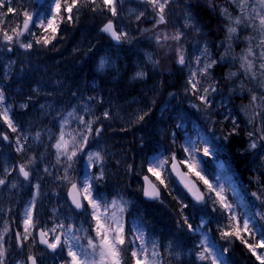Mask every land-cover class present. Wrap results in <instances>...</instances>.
Masks as SVG:
<instances>
[{
  "label": "rangeland",
  "instance_id": "obj_1",
  "mask_svg": "<svg viewBox=\"0 0 264 264\" xmlns=\"http://www.w3.org/2000/svg\"><path fill=\"white\" fill-rule=\"evenodd\" d=\"M195 1L197 7H200L202 10L207 9L211 14H217L222 18V8H227L233 16L237 14L235 7L229 0H211V6L209 0ZM51 3L52 0H45L40 5H36L35 0H12V6L14 4L16 5L15 7L18 8L24 6L37 17L47 16L51 9ZM174 3L178 5L176 0H174ZM121 7H123L121 16L111 17V19L114 20L118 29L127 31L126 26L122 23V21H125L130 27V31H127L130 37H136V34H138L137 31H143L146 29V25L144 27L137 26L136 24L138 21L134 19V13L143 10L145 5L140 4L139 0H124ZM170 7H174L173 4L170 5ZM145 16L150 20L149 31H147L149 36L145 35L146 43H142V40L139 41V39L133 41L131 38L130 41L122 44V49H119L120 47L111 46L96 59L94 66L95 72L104 77L108 76L114 85L117 87L119 86L121 91H125L124 93L122 92L123 94H127L125 96L126 100L117 102L114 108H107L106 104L104 102L101 103V100L97 98L95 94H88L85 92L77 95L75 94L71 99H67L66 102L60 103L61 100L55 99V96H62L63 89L59 84L63 83L50 79H45L42 83L38 82L39 84L33 83L21 93L16 92L15 103L11 101V97H7L5 94L6 102L11 107V112H14L13 120L23 134L21 137L22 142L23 139L26 138L27 143L24 145V152H17L15 138L18 134L11 133V131L7 129V126L0 121V134L6 133L9 136V140L5 141L2 135H0V176L4 175V168L11 169L20 163H26L27 160L32 157L36 158L31 167L32 174L30 180H24L22 176H19L18 171H14L11 175L6 177L9 183L3 188H0V230L3 229L5 221L8 222L11 229L5 237L9 238L11 235L14 237L17 231L23 232L24 209L33 200L35 201L34 218L40 227L51 228L55 223L63 221L66 225L74 223L77 228L83 226L84 229H89V225L94 223L90 221L86 213L77 214L70 207L68 200H66L69 186L60 178L64 174L65 162L63 160H61L60 163L56 162V150L52 146L55 140L49 139V136L55 137L58 134L61 117L66 116L73 108L80 112L84 103L90 104L96 116L102 117V113L107 110L111 117L110 119L101 118V120L98 121L103 131L100 133L99 137L90 138L86 148V151L90 150L94 152L99 150L104 155L103 167L105 170V177L102 182L95 184V191L102 194L105 200L108 201L118 199L119 197L128 201L129 207L125 213V220L127 222L126 227L128 229L135 226L143 228L139 220V211L137 210L139 207L138 201L140 198L142 199V185L139 187L134 181V177L138 173L137 168L139 167L134 154L137 147L134 144L138 143L132 142L135 135L130 134L129 130L132 126H136L138 131H151V137L155 139L164 135L165 122L163 120V115L167 109V105L173 101L177 95L174 92H169L165 97L160 94V89L158 87L159 75L156 70L158 64L153 65L149 63L148 56L151 55L153 60H159V63H167L169 58L171 61H175V58L172 52L165 54V52L156 45L155 41L151 38L153 36V32L151 31L153 27L151 12H146ZM167 18L168 25H161V28H165L170 32L177 28L181 31H191L183 30L178 26L174 13H169ZM15 19H17L16 16L9 14L5 18V25H14L16 23ZM21 21L22 17H20V22ZM226 23L227 22L223 18L224 28ZM130 25L135 28H131ZM181 25L184 26V23L181 22ZM34 30L37 32V35L40 34L38 28ZM250 36L255 37V39L251 40V43L254 51L259 53L260 48L257 47L259 43L258 33H254L251 29L240 27L237 35L233 36L231 41H227L225 39L226 31L224 32V46L220 56L216 57L211 55V58L217 60L218 64L228 65L230 67L224 71V79L226 80L225 86L228 88H221L220 92L214 94L213 109L210 110L209 114L202 112L201 121L188 128L183 126L180 122H175V128L181 129L182 132L177 143V145H180L181 149L182 146L187 145L189 140L196 142L201 147L205 146L201 142L207 141L206 146L212 149V155L203 156L201 154V167L204 170V174L212 183L222 184L228 200L230 202H235L241 207V210L237 209L239 216L243 219H248L252 227L260 229L261 226H264V221L261 218L264 213V203L253 196L252 193L260 195L264 193V189L257 186L256 181L249 182L251 187H247L248 185L242 184V182L239 181V178L231 169V165L227 164V161L222 158V138H220L221 131L224 129L227 131L229 129L231 130L232 118L236 119L239 126H243L240 120L242 122L244 121L248 132L258 129L264 124V109L250 106L252 94H256L258 98L264 94V80H262L258 70L259 60L256 61V79H252L250 75H245L240 68L239 58L246 52L249 44L248 37ZM183 42L184 40L182 43ZM150 43L154 48L150 46ZM198 44L200 47L203 45L200 43L194 44V51L200 48L196 47ZM228 44H230V47H226ZM150 48L154 51L156 50L157 53L148 50ZM29 51H24L17 47L10 53L0 52V74L3 76L4 80H7L11 76L15 66L19 64L22 59L25 67H19V74L20 76L26 74L25 70L28 68L29 61L25 59V56ZM122 51L126 52L124 53L125 55L130 54V57L121 55ZM225 53H227V55H225ZM221 56H224L223 60L220 59ZM102 59L108 62L103 70L99 68ZM138 71L146 72V78H134ZM209 71L211 72L212 70ZM5 73H7V76H5ZM231 73H236V75L231 76ZM211 79L216 81L215 77ZM154 81L158 83H152ZM89 96L95 97V99L87 101L86 98ZM222 102L225 106H221ZM121 104L122 106H120ZM21 105H27V107L21 108ZM145 111L149 113L145 117L148 118V120L137 122L136 116ZM256 112H259L260 115H255ZM152 114H154V116H152ZM226 114L229 116L228 120L224 119ZM85 118L89 119L91 117L86 115ZM229 120L230 122H228ZM22 122L26 124L21 128ZM74 123L73 121V124ZM114 124H116L117 127L114 126ZM116 128H118V130H116ZM153 129L155 131H153ZM37 133L40 134L39 140L36 139ZM172 141L173 139L170 140V142ZM131 142L132 144H129ZM249 143L248 149L250 152L264 157V148L261 147V145H264V141H258V147L256 149H250ZM171 145L176 146V143L172 142ZM151 157L149 159H151ZM129 166H131V171H129ZM45 168L48 169V172L44 171ZM144 168H146V163ZM183 169L187 171L186 168ZM68 171L74 182L82 181L88 175L98 174L97 168H87L86 159L82 156H77L75 158V163H73L72 168ZM121 173H124L126 178L122 185H118L113 182V180L109 179L116 175L121 177ZM147 175L150 176L148 173ZM192 177H194L198 183L196 177ZM150 178L156 182L155 177L150 176ZM132 181H134V184ZM11 183H16L17 187L12 188ZM36 183L40 184L39 196L35 195L36 189L34 185ZM200 185L205 188L201 182ZM200 185L199 187L201 188ZM158 186L161 188L163 197L166 195L172 198V196L178 195L180 192L172 181L168 189H164L163 186L160 185ZM179 186L189 195L181 185ZM243 190H246V192ZM139 195L140 198L138 199ZM189 198L194 201L190 196ZM262 199H264V197H262ZM177 205L181 209L182 204L177 202ZM205 207L206 205L203 204H198L197 206L203 215L206 214ZM201 219V217H197L196 220H193V226H196ZM206 227L207 225L205 226V231H207ZM78 234L82 235V233ZM195 234L200 240V233L197 232ZM33 235H36V233H33ZM147 235L159 242L160 251L168 258V262L173 264H186L193 257L196 259V254L194 252L197 251L184 246L177 236L169 230L162 233L155 232L153 235ZM257 238H259V236H257ZM24 244L25 247L23 250L19 249L18 246L16 247L17 253L11 259L6 260V264H17L20 260H26L29 254L35 255L39 264H62V258L57 253L53 255L48 253L45 249L38 246L37 241L34 242L29 239L25 241ZM169 245L171 246L170 249L168 247ZM257 252L258 254L264 253V249H260V252Z\"/></svg>",
  "mask_w": 264,
  "mask_h": 264
},
{
  "label": "snow or ice",
  "instance_id": "obj_2",
  "mask_svg": "<svg viewBox=\"0 0 264 264\" xmlns=\"http://www.w3.org/2000/svg\"><path fill=\"white\" fill-rule=\"evenodd\" d=\"M229 2L235 7L237 14L233 16L227 8L221 9V14L227 22L225 24V39L231 41L233 36L237 35L240 27L258 33L259 43L257 47L260 48L259 53L254 51L251 43L255 37H248L247 50L239 58L240 68L245 75H250L252 79H256V61L259 60V75L264 80V0H229ZM123 3L124 0H52L49 14L44 17H37L24 6L13 7L12 0H0V10H3L0 11V52L10 53L17 47L29 51L33 49L34 43L47 47L56 40L62 23L72 24L79 20L81 9L88 8L94 13L107 12L111 17H118V9ZM139 3L146 7L135 12L134 19L139 21L146 12H151L153 21L151 29L153 36L151 38L165 54L172 52L178 65L182 68H188L189 75L185 85V94L194 99V102H190V106L197 111L209 114L210 110L213 109L214 94L217 93L216 83L211 79L209 70L218 61L211 58L206 44L188 56L187 49L182 43L185 33L179 28L170 32L160 27L161 25H168L167 17L171 11L170 5L174 3V0H139ZM209 4L211 6V0H209ZM74 9L76 10L75 13ZM9 14L18 18L22 17V21L14 25H5V18ZM184 27H192L197 33L200 31L194 20L188 15L185 16ZM36 28L40 30L39 35L34 30ZM100 31L115 41L116 44L126 43L132 38L127 31L118 29L113 19H108ZM143 31L149 30L144 29ZM226 47H230V44ZM220 59L223 60L224 56H221ZM148 61L153 65L159 64V60H153L151 55L148 56ZM107 63L106 60L102 59L99 68L103 70ZM230 75L235 76L236 73ZM146 76V72L138 71L134 78L144 79ZM86 99L91 101L95 97L89 96ZM221 106H225L223 102ZM250 106L264 109V94L259 98L256 94H252ZM26 107L27 105H21V108ZM10 112L11 107L6 102L4 89L0 87V121L7 126L11 133L18 134L15 138L16 151L24 152L27 139L24 138L22 142L23 134ZM148 114L145 111L137 115L136 121H143ZM86 115L91 118L86 119ZM255 115H260V113L256 112ZM101 118L110 119L111 117L107 110L102 113V117L96 116L90 104L84 103L80 112L73 108L66 116H62L58 134L55 137L49 136V139L55 140L52 146L56 150V162L60 163L61 160L65 162L64 174L60 178L69 186L67 196L71 200L70 207L80 210L81 213H86L90 221L94 223L89 225V229H84L83 226L77 228L74 223L66 225L63 221L55 223L51 228L40 227L34 218L35 201L33 200L24 209L23 232L17 231L15 233L17 246L23 250L25 241L31 239L36 242L38 236V243L44 245L51 252L57 253L62 258V264H165L164 253L160 251L158 241L149 237L141 227L135 226L131 229L126 227L125 213L129 207V202L122 197L108 201L102 194L95 191V184L102 182L105 177L104 155L99 150L86 151V148L89 139L99 137L103 131V128L98 124ZM224 119L228 120L229 116L226 114ZM231 125V130L225 132L220 138L228 140L229 137L238 134L239 125L235 118L231 119ZM0 135L5 141L9 140L8 134ZM248 136L250 138L249 148L256 149L258 141H264V124L258 129L248 132ZM39 137L40 134L37 133L36 139L39 140ZM172 142H175L174 139ZM201 143L205 146L201 147L191 140L187 142L186 146H182L183 159H179L175 154L164 156L159 154L158 149H154L151 159L146 160V172L151 177H155L156 182L149 175H144V187L141 189L143 195L148 199L163 203L161 188L158 185L168 189L174 175L197 204H211V210L217 212L222 218L223 223L217 221L216 229L221 239L229 244L233 240H240L259 261V264H264V253L258 254L257 252L258 249H264V226H261L260 229L250 226L249 220L241 218L233 203L228 200L223 185L212 183L204 174L200 157L201 154L203 156L212 155V149L206 146V140ZM261 147L264 148V145ZM77 156L86 159L87 168H97L98 174L88 175L82 181L74 182L68 170L72 168ZM35 159L32 157L26 163H20L11 169L4 168V175L0 176V188L9 183L6 177L14 171H18L19 176H22L24 180H30L31 167ZM182 168H186L187 171H183ZM44 171L48 172V169L45 168ZM129 171H131V166H129ZM192 176H195L203 184L206 192L202 191L190 179ZM11 187L16 188L17 184L11 183ZM34 187L36 189L35 195L39 196L40 184L36 183ZM252 195L264 203V199H262L264 193L260 195L252 193ZM188 207V203L182 202L181 219L178 221V225L187 232L200 233L201 239L197 245L199 250L196 252V259L201 264H224L222 256L228 249L224 248L219 251L215 244L209 242L208 233L205 231V226L209 223L207 220L201 219L195 227L193 226L189 217L184 215V210ZM261 218L264 219V216ZM10 231V226L5 221L3 229L0 230V264H6L5 236ZM78 233H82V235ZM245 235L251 239V243L248 238H245ZM168 247L171 248L170 245ZM29 262L30 264H37V257L29 254L26 260H20L17 264H29Z\"/></svg>",
  "mask_w": 264,
  "mask_h": 264
},
{
  "label": "trees",
  "instance_id": "obj_3",
  "mask_svg": "<svg viewBox=\"0 0 264 264\" xmlns=\"http://www.w3.org/2000/svg\"><path fill=\"white\" fill-rule=\"evenodd\" d=\"M195 3L189 5L192 10L189 11L188 15L194 20L196 26L206 28V20L202 19V15H206L204 10L200 7L194 6ZM16 5L14 4L13 7ZM75 13V9L73 10ZM119 14L121 13L120 8L118 9ZM110 18V14L107 12H91L88 8L81 9L79 20L69 24L62 23L57 33L56 40L47 47L43 45L33 44V49L26 53L25 59L29 61L28 68L25 70L26 74L20 76L19 67H25L23 65V59L17 64L12 72L11 76L7 80H3L0 74V85L3 87L7 97L12 98V102L16 101V92H22L28 88L31 84H39L38 82H44L45 79L53 81H60L63 93L62 96L56 95L55 99H60L61 102H66L67 99L73 97V93L76 95L82 92L95 94L97 98L102 100L107 108H114L117 102H122L127 94H123L116 85L111 82V79L107 76L98 75L94 71V63L99 54L104 48L108 47L109 40L104 37L101 32V26ZM16 23H19V18L15 19ZM178 21V19H177ZM145 23V24H144ZM179 26L183 30H192V27L185 28L179 22ZM146 25V26H145ZM140 27L149 28L147 26V20L145 18L138 24ZM194 30V29H193ZM136 37H132V40L141 41L146 43L145 35L149 34L145 31H137ZM184 36V47L187 49L188 56L194 53V44L200 43L208 46L210 55L219 57L223 49L224 43V32L220 31L217 36L213 35L211 31H183ZM212 36V40L210 38ZM148 44V42H147ZM202 45V46H203ZM149 46V44H148ZM154 48L153 45H151ZM196 47H200L199 44ZM125 48V47H124ZM151 49V48H150ZM127 50V49H126ZM128 51V50H127ZM152 52L157 51L152 49ZM122 51L121 55L126 56ZM155 59V58H154ZM66 60V61H62ZM63 66H68L70 69H76L78 80L71 77L70 72L68 75L62 77L61 72ZM230 68L228 65L216 64L210 72V76L216 78L217 93L220 92L221 88L226 87V80L224 79V71ZM156 70L159 75L161 84L159 85L160 94L166 96L169 92L176 93V98L167 105V109L164 112L163 120L165 122L164 135L155 139L151 137V131H138L136 126L130 128V134H134L135 138L132 142H139L143 144L138 146L135 151L136 162L139 165L137 168V174L134 177V181L140 187V177L147 174L144 165L154 153V149H158L159 154L168 156L175 154L179 159H183V151L180 145H177L181 136V129L175 128V122H180L186 128L191 125L197 124L201 121V113L190 106V102H194V99L185 94V85L188 78V68H182L176 62L171 63H159L156 66ZM213 75V76H212ZM33 79L32 81H30ZM48 88V87H46ZM115 104V105H114ZM122 106V104L120 105ZM112 113V112H111ZM155 114V113H154ZM152 114V116H154ZM12 118L14 119V112H11ZM145 118L143 121H147ZM230 122V120L228 121ZM243 126H239L236 135L229 137L228 140H221L222 158L227 161V164L231 165V169L234 171L239 181L242 184L251 187L249 182L256 181V185L264 189V157L251 153L248 149L249 138L247 136V129L244 121L240 120ZM239 120L238 123L240 124ZM25 122H22L21 128L25 126ZM114 126L117 127L116 124ZM118 130V128H116ZM230 130V129H229ZM228 130V131H229ZM1 132V131H0ZM227 132L226 129L221 131V137ZM172 134H175L174 136ZM168 141H162V140ZM171 139H174L176 146L171 145ZM129 143V144H132ZM140 150V153H139ZM121 177L116 175L109 178L118 185H122L125 182V174L121 173ZM134 181L132 183L134 184ZM172 181V180H171ZM199 185L200 182L198 181ZM201 188L206 192V188ZM259 188V187H258ZM261 189V190H262ZM251 191V190H249ZM140 195L138 196V199ZM65 199V198H64ZM163 203L160 201L157 203H146L141 198L138 201L139 207V220L146 233L153 235L155 232L168 231L169 227L166 225L167 218L174 216L180 208L177 202L182 204L188 203L189 207L185 209V214L191 217L192 221L196 220L197 217L207 220L206 230L209 236V242L215 244L217 250L222 251L227 248L228 251L223 254L222 260L224 264H259L257 260L253 258L248 248L240 242V240H233L230 244L225 240L221 239L217 232V221L223 223L222 218L217 212L211 210V204L206 205L205 212L203 215L196 205L191 203L188 198L180 191L178 195L162 197ZM237 209L241 210V207L235 202H232ZM251 226V225H250ZM195 227V226H194ZM168 229V230H167ZM177 236V238L188 248H192L198 251V247L194 242L197 238L195 235L185 231L182 227L179 229L169 230ZM245 238L251 239L245 235ZM7 247V260L11 259L17 253V245L15 244L14 237L11 235L9 238L5 237ZM196 254V252H194ZM194 258V257H193ZM165 264H173L168 262L167 257L163 256ZM186 264H201L200 261L195 258L191 262Z\"/></svg>",
  "mask_w": 264,
  "mask_h": 264
},
{
  "label": "bare ground",
  "instance_id": "obj_4",
  "mask_svg": "<svg viewBox=\"0 0 264 264\" xmlns=\"http://www.w3.org/2000/svg\"><path fill=\"white\" fill-rule=\"evenodd\" d=\"M176 3H178V5L177 4L175 5V3H173L174 7H170V10H171L170 13H174L176 15V18H175L176 21L178 19L179 22L184 23L185 16L188 15L190 10H192L191 7L189 8V5H191L193 3H196V1L195 0H176ZM194 6H196V5L194 4ZM204 13H206V15L204 16L201 13V16H202V19L203 20L205 19L206 22H207L206 23V28H203V29L201 28L200 31H211V33L213 35H215V36L217 35L218 36L220 34V31L225 30L224 25H223V18L222 17H219L217 14H211L207 9L204 10ZM178 26H179V23H178ZM191 31H194V30L192 29ZM210 38H211V40L213 39L212 36H210ZM126 57H130V54H127ZM62 61H66V60H62ZM173 62H175V61H173ZM167 63H171V59L170 58H169V60H167ZM62 69L64 70V71L61 72L62 77L68 75V72H66V71H69L71 77L74 78L75 80H78V75L76 74V69H70L68 66H63ZM32 80L33 79H31L30 81H32ZM158 81H159V84H158V87H159V85L161 84V81L159 79H158ZM156 82L157 81H154L152 83H156ZM121 92L124 93L125 91H121ZM153 131H155V130L153 129ZM153 131H152V133L154 134ZM155 135H156V132H155ZM137 143H138V146H142L143 145V144H141L139 142H137ZM140 185H142V188H143V184H140ZM137 210H138V208H137ZM184 215H186L185 211H184ZM187 216L189 217V215H187ZM167 219H168V221H166L165 223H166V225H168L169 230H172L174 228H176V229L180 228V226L178 225V221L181 219L180 210L174 216L169 217ZM189 221L191 223H193L191 217H189ZM190 234L196 236V234H193V233H190ZM194 242H195L196 245L199 244V242H200L199 238H195ZM251 242L252 241H250V243ZM257 251L260 252V249L257 250ZM253 258L256 260L255 256H253ZM193 259L194 258L190 259L189 262H191ZM258 263H259V261H258Z\"/></svg>",
  "mask_w": 264,
  "mask_h": 264
},
{
  "label": "water",
  "instance_id": "obj_5",
  "mask_svg": "<svg viewBox=\"0 0 264 264\" xmlns=\"http://www.w3.org/2000/svg\"><path fill=\"white\" fill-rule=\"evenodd\" d=\"M39 2L41 1V0H38ZM115 42V41H114ZM115 44H116V42H115ZM118 45V44H117ZM173 177H174V179H175V181L179 184V185H181L182 187H183V185L179 182V180H178V178H176L174 175H173ZM142 182H143V187H144V181H143V178H142ZM184 188V187H183ZM185 189V188H184ZM185 191L187 192V190L185 189ZM188 193V192H187ZM189 194V193H188ZM189 196H190V194H189ZM191 197V196H190ZM143 198L145 199V200H147V201H154V200H151V199H148L147 197H145L144 195H143ZM192 198V197H191ZM69 199V202H70V204H71V200H70V198H68ZM77 211H80V210H77ZM41 247H44V245H41V244H39ZM45 248V247H44ZM50 251V250H49ZM51 252V251H50ZM51 253H53V252H51ZM29 264H30V262H29Z\"/></svg>",
  "mask_w": 264,
  "mask_h": 264
}]
</instances>
